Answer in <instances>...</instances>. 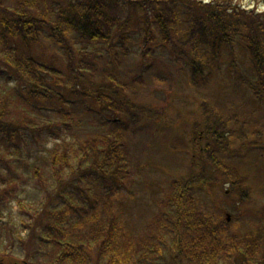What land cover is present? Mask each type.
Masks as SVG:
<instances>
[{
	"label": "trees",
	"instance_id": "1",
	"mask_svg": "<svg viewBox=\"0 0 264 264\" xmlns=\"http://www.w3.org/2000/svg\"><path fill=\"white\" fill-rule=\"evenodd\" d=\"M256 1L264 5V0ZM50 3L56 8L48 9ZM46 39L55 41L63 56L61 66L37 61L31 53L39 46L44 51ZM129 39L144 45L137 61L143 70L152 65H145L148 48L166 50L176 63L187 66L193 87L205 89L207 79L212 84L225 67L237 85L249 86L258 99L264 97V11L241 7L236 0H0V161L6 155L0 162V212L16 205L17 212L31 220L24 222L30 231L39 226V235L29 241L39 245L37 250L48 264H264L263 229L262 236L260 230L229 232L227 228L232 222L236 225L241 213L227 222L226 215L205 216L195 205L196 190L224 181L226 176L217 178L213 165L218 155L230 157L236 151L231 146L234 140L247 139L245 126L251 122L239 121L238 114L224 113L205 98L200 105L204 135L201 132L198 138L203 142L197 148L199 169L191 162L186 177L171 181L160 209L163 232L151 228L133 243L111 212L123 181L132 172L120 128L135 132L143 127L144 117L152 118L124 94L114 70L98 69L97 59L106 64L117 61V45L137 52L126 46ZM236 45L240 46L237 56ZM22 51L27 53L23 61ZM153 61L164 63L158 58ZM243 68L253 78L245 77ZM8 83L15 101L8 99ZM79 99L93 101L102 124L111 126L105 130L107 135L118 134L119 143L110 144L113 149L108 155L101 146V142L108 144L106 140L72 139L74 122L66 120ZM26 131L42 141H34L33 147ZM263 135L258 130L257 139ZM247 146L256 147L241 145ZM259 149L264 150V145ZM45 154L53 166L69 165V177L52 183L54 193L68 189V197L59 204L51 202L49 186L42 188L34 180L48 199L31 201L22 195L27 193L29 174L44 179V168L39 171L35 164L39 158L49 162ZM241 181L244 177L231 181L228 196L236 191L237 203L247 204L249 188ZM90 183L93 190L87 192L84 189ZM15 190L22 196H16ZM99 202L108 213L97 210ZM58 207L60 220L50 212ZM71 213L81 215L73 218ZM3 234L8 238V232ZM53 244L58 250H53Z\"/></svg>",
	"mask_w": 264,
	"mask_h": 264
},
{
	"label": "rangeland",
	"instance_id": "2",
	"mask_svg": "<svg viewBox=\"0 0 264 264\" xmlns=\"http://www.w3.org/2000/svg\"><path fill=\"white\" fill-rule=\"evenodd\" d=\"M236 2L244 8L255 7L252 5L258 4L256 0H236ZM113 7L117 9L116 5ZM49 8L55 9L56 5L50 3ZM257 9L264 11V5L258 4ZM54 43L55 41L49 39L43 40L44 51L39 46V48L36 47L35 52L31 53L37 57V61L47 64L54 62L61 66L59 61L63 60V56ZM126 46L136 49L137 52L131 53L128 49L121 50L117 45V61L106 64L103 59H97L98 69L114 70L116 78L122 83L124 94L133 97L134 101L142 106L143 111L152 118L144 117L143 127L135 132L120 128L121 135L125 136V157L131 161L132 172L123 181L121 191L116 197L117 206L111 210L116 214L119 225L133 238V243L135 239L138 240L147 235L151 228L159 233L163 232L159 224L160 209L166 200L171 181L178 177H186L187 167L191 162L194 163L196 170L199 169L197 148L203 142L202 140L198 141V138L201 132L202 136L204 135L200 105L205 98L207 102L209 100L214 107L224 113L232 114L234 117L238 114L239 121L243 119L251 122L245 126V133L249 134L247 139L243 142L236 139L231 143L236 151H231L230 157H225L226 154L215 153V156L218 155L217 162L213 165L215 175L219 179L226 177L223 182L216 181L202 187V190H196L194 192L195 205L202 208L205 216L212 214L218 218L221 217V214L223 216L228 214L227 222H230L233 216L241 213L236 225H233L232 222L229 227L226 226L228 231L260 230L262 236L263 229L264 236V152L259 149L264 145V135L263 138L257 139L258 130L264 132V97L258 99L249 86L237 85V79L229 75L225 67L216 73L212 84L211 80L207 79L205 89L200 90L193 87L188 79L187 66L183 63H176L175 58L166 50L148 48L146 62H143L146 66H149L151 62L152 65L147 70H143L142 64L137 63L139 52L144 49L143 43L138 42V39L136 41L129 39L126 41ZM98 47L100 48V45ZM239 48V45L235 46L236 56ZM19 54L23 55L20 59L23 61L27 53L22 51ZM155 58L164 62L163 65L153 61ZM241 73L245 77L253 78L248 68H243ZM14 83L15 81L12 80L11 84L14 85ZM11 84L8 83L5 87L9 91L8 99L15 101L16 97L10 91ZM133 92H135L134 95ZM89 105H91V109H87ZM60 117L56 116L58 119ZM66 121L74 122L76 134L72 137L73 140L83 141L92 137L97 141H108V144L101 142L105 155H108L113 149V145L110 144L115 140V143H119L117 133L115 135L106 134L111 126L102 124L103 120H101L100 113L92 100L79 99L77 103L75 102ZM144 121H149V124ZM253 131L256 133L254 134ZM26 134L33 143V147L35 146L34 141H42L41 136L39 139L34 138L31 131H26ZM257 141L263 145L257 144ZM250 143L256 147L247 146L245 149L241 147V145ZM47 145L50 146L51 142ZM114 146L118 150L117 144ZM1 157V161L6 159L4 154ZM44 157L49 162L45 163L43 158H39L35 164L39 171L44 168V179L42 177L32 178V173L29 174L30 181L24 187L27 193L22 195L31 201L40 199L46 201L48 193H50L52 194L51 202L59 204L68 197V189L63 188V193L61 190L54 193L55 185L52 183L55 180H64L69 177L67 170L69 165L53 166L50 164V156L45 154ZM24 171L26 170L24 169ZM228 174H232V176ZM243 177L244 182L241 181L240 184L249 188L250 202L238 204L236 191L234 195H230V197L228 195L233 189L231 181ZM33 180L38 181L42 188L45 185L49 186L50 191L46 194ZM18 183L21 184L20 181ZM177 184L178 182L171 191L173 198H175ZM84 190L92 191V183L87 185V189L85 187ZM19 192V190L17 192L15 190V195L18 196ZM76 196H81L79 191ZM7 198L12 201L14 197L8 196ZM80 203L81 201L76 202L78 206ZM245 208H251V211L246 213L244 212ZM193 209L197 211L195 207ZM97 210L108 213L102 202H99ZM50 212L60 220L62 211L59 207L52 208ZM75 215L80 217L81 214L71 213V217L74 218ZM195 215L191 216V220H194ZM28 221L31 220L23 218L17 212L16 205H13L12 208L8 205L4 211L0 212V264H48L47 258L41 257L37 250L39 245L33 242L31 244L29 241L39 235V226L30 231L24 223ZM3 231L5 235L6 232L9 233L8 238H5ZM164 236L166 239L168 238V235ZM20 239L23 240L19 241ZM262 240L264 244L263 237ZM27 247L29 248L27 249ZM53 250H58L54 244ZM27 252H29L28 255Z\"/></svg>",
	"mask_w": 264,
	"mask_h": 264
}]
</instances>
